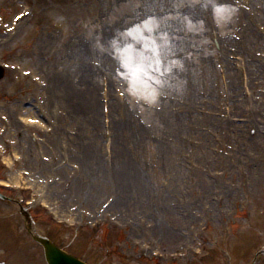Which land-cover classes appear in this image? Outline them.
<instances>
[{"label": "rangeland", "instance_id": "rangeland-1", "mask_svg": "<svg viewBox=\"0 0 264 264\" xmlns=\"http://www.w3.org/2000/svg\"><path fill=\"white\" fill-rule=\"evenodd\" d=\"M242 3L0 0V64L11 67L0 80V184L29 203L39 232L88 264L251 263L264 246V7L257 0L237 9ZM24 10L30 16L10 35V20ZM246 29L263 45L248 49L257 77L234 48ZM226 39L238 93L228 89L234 78L216 45ZM128 61L140 69L135 77ZM47 68L71 84L67 112L47 104ZM103 77L121 103L117 128L111 116L103 125ZM91 83L104 172L85 162V173L70 149L85 150L92 132ZM118 138L129 156L124 171ZM119 172L147 184L119 181ZM24 230L17 210L0 203V260L46 264Z\"/></svg>", "mask_w": 264, "mask_h": 264}, {"label": "bare ground", "instance_id": "bare-ground-1", "mask_svg": "<svg viewBox=\"0 0 264 264\" xmlns=\"http://www.w3.org/2000/svg\"><path fill=\"white\" fill-rule=\"evenodd\" d=\"M257 0H254V2ZM262 6L264 7V0H260ZM243 33H246L245 37L242 36L243 38V42L242 43H237V49L240 50L239 52L242 53L243 56H245L246 58H250L246 60V65L244 66L247 73H248V77H257L259 75H262V70L260 71V69L258 68V64L256 62V59L254 57V55H252L248 49H252L254 47L260 46L263 47L262 44L260 43V39L258 38L257 34H254L253 32L249 31V30H244ZM224 46H221V50L224 52V55L222 56L223 62L226 65V70H227V74L229 76V78H234L232 79V82L229 83V89L231 90L232 93H238V90L235 87V79L237 78L238 75H236L235 71L233 70V68H231V64L229 59H227V57L225 56V53L227 51V48L225 45L229 46L232 45V42L229 41L228 39H226L224 42ZM247 45V46H245ZM261 66H263L264 68V61H262V63L260 64ZM46 66H47V62H46ZM206 72L203 73L204 79H208V77L205 74ZM46 74H48V83L46 85V87L48 88L47 92L49 93V96L47 98V104L48 105H53V104H57L61 106V109L64 113V108L67 112L66 106H65V102L68 101V97H67V91L66 88L67 87H71V84L68 85V82L65 81L63 82L61 75L50 71L46 70ZM251 84H254L253 81H250ZM109 84V83H108ZM111 84V83H110ZM109 84V86H111ZM208 87L212 88V84L209 82L208 83ZM209 96H212L214 93V90L212 89V91H208ZM109 97V113L110 116L113 118L112 121V128H117L120 124H119V117L118 120L116 121L115 118L116 116H114V111L116 107H119L120 103L119 101H116L110 94L108 95ZM85 108H86V115H87V124L89 125L90 129L92 132H88L87 134V145H86V149H76V146L72 145V148L70 149V154L72 158L78 159L81 163L82 169L85 172V165H87L85 162H87L89 164V166H94L96 169H101L104 172V168H103V162L102 160L99 159V153L96 151V143L97 141H99L101 139V137H98V132L100 130V126L97 122L96 119V115L98 113V105H97V101H96V89L94 88L93 84H88V86L86 87V101H85ZM215 121L214 119H210V118H206V122L210 123L211 121ZM132 123H134L132 120H130ZM224 123V122H223ZM142 132V130H141ZM143 133V132H142ZM60 134V133H59ZM119 135V134H117ZM54 137L52 135H49V138ZM120 138H118L117 140H119ZM120 141V140H119ZM120 141L119 143L117 142L116 144V155L115 158H117V160L120 161V165L119 168L121 171H124L126 169L127 166V161L129 160V156L127 157V155L125 153H123V148H124V144ZM208 138L206 140V145L208 144ZM68 142V141H67ZM41 168H44L43 165ZM137 165L135 164L133 166L132 171H137ZM98 171L100 172V174H103L102 171ZM120 171V172H121ZM118 174V180L119 181H126L128 182L129 179H134L135 184H138L139 187H143V185L147 184L144 183V181L140 180L137 176H128L125 175L123 173ZM86 173V172H85ZM105 174V173H104ZM94 176L98 177V173L95 172ZM130 184V183H129ZM132 189V188H131ZM117 202H120L119 205L121 204V201L117 199ZM116 204V203H115ZM112 207H114V204L112 205ZM124 211V210H123ZM126 212V210H125ZM119 214H121V211L119 212Z\"/></svg>", "mask_w": 264, "mask_h": 264}, {"label": "water", "instance_id": "water-1", "mask_svg": "<svg viewBox=\"0 0 264 264\" xmlns=\"http://www.w3.org/2000/svg\"><path fill=\"white\" fill-rule=\"evenodd\" d=\"M36 240L39 241L44 246L47 256V261L49 262V264H59V263L66 264V263H71L69 260H73L72 258L60 252L46 239L37 237Z\"/></svg>", "mask_w": 264, "mask_h": 264}, {"label": "snow or ice", "instance_id": "snow-or-ice-1", "mask_svg": "<svg viewBox=\"0 0 264 264\" xmlns=\"http://www.w3.org/2000/svg\"><path fill=\"white\" fill-rule=\"evenodd\" d=\"M129 34H131V32ZM125 66L130 68L133 77H135L137 75V72L140 70L139 68L134 67L130 61L126 62Z\"/></svg>", "mask_w": 264, "mask_h": 264}]
</instances>
